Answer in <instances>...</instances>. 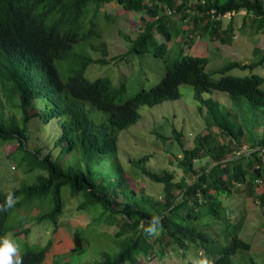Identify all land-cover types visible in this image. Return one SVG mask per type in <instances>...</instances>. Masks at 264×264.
I'll return each instance as SVG.
<instances>
[{
    "label": "trees",
    "instance_id": "trees-1",
    "mask_svg": "<svg viewBox=\"0 0 264 264\" xmlns=\"http://www.w3.org/2000/svg\"><path fill=\"white\" fill-rule=\"evenodd\" d=\"M110 3L149 17L143 31L131 40L129 52L142 56L154 47L155 56L164 59L161 81L134 95H129L124 81L115 83L107 75L87 76L92 65L108 63L102 18H109L103 8ZM242 11L244 18H251L253 31L264 32V0H0V142L17 143L27 173L43 172L19 188L0 189V237H17L16 231L27 223L13 228L10 218L17 213L28 221L35 209L34 220L46 222L56 232L70 195L81 197L80 208L95 214L86 234L92 229L102 237L96 249L100 258L83 259L87 249H81L85 244L80 237L84 233L77 231L75 249L64 255L68 262L62 257L57 264H139L142 257L152 256L154 247L159 258L176 249L206 255L198 264H258L251 255V243L241 236L245 218L234 220L224 199L246 194L264 209V130L260 134L247 130L256 125L241 122L230 111L222 112L224 106L203 94L227 93L232 101L245 103L234 109L259 111L257 116L264 120V77L253 73L264 65V50H255L253 63L228 62L216 79L206 72L207 56L174 58L167 45L185 31L183 25H169L173 17L186 23L188 31L193 27L199 36L222 37L225 42L224 35L234 30L233 15ZM228 15L230 23L225 27ZM234 69L250 74L229 75ZM182 84L190 85L207 108L208 132L197 135L194 148L184 149L177 166L187 176L180 182L174 181L171 171L162 175L148 171L145 157L132 161L163 185L160 200L138 195L130 182L133 177L118 159L120 132L140 120L142 106L180 99ZM42 125L55 130V136L49 137L54 139L52 150L46 154L44 148L28 146ZM257 125L264 127V123ZM175 135L182 144L181 134ZM224 137L228 144L221 141ZM204 158L208 162L196 168L194 161ZM10 192L14 203L8 208ZM157 214L160 230L146 235L144 229ZM104 225L119 230L105 236L101 232ZM15 243L20 245L17 255L22 264H45L52 248L51 240L42 247Z\"/></svg>",
    "mask_w": 264,
    "mask_h": 264
},
{
    "label": "rangeland",
    "instance_id": "rangeland-1",
    "mask_svg": "<svg viewBox=\"0 0 264 264\" xmlns=\"http://www.w3.org/2000/svg\"><path fill=\"white\" fill-rule=\"evenodd\" d=\"M103 13L109 18H102L103 40L108 48L106 59L108 63L92 65L87 76L91 79L100 76H109L114 79L115 83L124 81L128 87L129 95L136 94L142 88H151L158 84L164 75V59L155 56L154 47L142 56L131 54V40L136 39L145 27V22L149 19L148 15L142 17L135 12H129L116 3L107 4L103 8ZM245 11L233 15V33L224 35L225 42L222 37L211 40L209 37L199 36L193 33V27L190 31L189 26L173 17L170 26L183 25L184 34L173 40L167 45L172 54L171 57L177 58L181 55H202L207 56L210 60L206 72L214 77L219 78L221 74L218 70L230 61H238L244 64L253 63L255 60V50H264V32H255L250 28L251 18H244ZM244 22L247 28L242 30ZM230 23L229 15L225 18V27ZM252 31V33H251ZM193 40V41H192ZM181 52V53H180ZM183 52V53H182ZM95 58L101 57V54H94ZM250 71H240L234 69L228 74L232 76L249 75ZM253 73H257L264 77V65L258 66ZM181 98L174 101H165L154 105H144L140 108L141 118L130 128L120 132L118 139V159L124 169L133 179L130 180L134 190L138 195L145 194L157 199H162L163 185L154 182L142 172L140 164L137 161L142 157L148 159L146 168L152 173L162 175L166 171H171L175 175L174 181L180 182L186 178L182 168L177 166L184 156V149L190 150L195 146L197 135L206 134L208 132L207 108L202 105L201 100L196 98L194 89L188 84L180 86ZM205 99H212L220 106H224L221 111H230L232 114L239 115L240 121L248 124H254L251 127L255 133H261L264 130L262 117H258L261 112L250 109H234L235 106H245V103L232 101L227 93L213 91L204 93ZM200 106H203L202 111ZM236 120V119H233ZM41 129L32 139L29 140V148H44L43 154L52 150V142L54 139L49 137L55 136V130L51 125H47V129ZM175 132L181 134L180 140L176 139ZM263 137L257 138L261 139ZM256 139V137L252 138ZM221 141L227 143V139L221 138ZM228 144V143H227ZM17 143L0 142V189L2 191H10L19 188L27 183H31L36 175L42 174L40 170H36L34 174L27 173L26 161H22V151L17 150ZM229 147L233 148V144ZM238 150V149H235ZM24 154V153H23ZM56 154V152H55ZM208 158L196 160L194 164L196 168L204 166L208 162ZM189 183L192 182L191 177H187ZM262 187H258L261 191ZM227 207L232 211L233 219L238 216L245 218V226L241 234L247 242L252 245L251 255L254 256L258 264H264V209L252 197L246 194H240L236 197L224 199ZM81 197H72L67 195L65 214L60 219L61 227L54 230L51 225L46 222L38 224L33 216L38 213L35 209L31 213V219L27 221L22 214L14 213L10 218L9 224L15 228L20 226V222L27 223L26 226H20L17 237L10 235L14 241H23L30 245L36 244L45 246L49 240L52 241V248L49 251L45 264H57L62 258L68 262L67 255L75 249V233L77 231L84 233L80 240L83 244L82 250H86L83 259L93 260L99 259L96 249L99 240L102 238L94 230L90 229L95 214L89 210L80 208ZM28 230L26 234L22 229ZM21 230V231H20ZM119 230L118 226L104 225L101 232L108 236H114ZM92 236L96 239L95 243ZM91 243L88 245L86 241ZM152 242V240H149ZM85 242V243H84ZM102 244L106 242L101 240ZM20 247V245H18ZM197 253V254H196ZM183 251L176 249L167 250L165 258L156 256L157 248L154 247L152 256H146L140 259L139 264H198L202 258L206 259V255L198 252Z\"/></svg>",
    "mask_w": 264,
    "mask_h": 264
},
{
    "label": "clouds",
    "instance_id": "clouds-1",
    "mask_svg": "<svg viewBox=\"0 0 264 264\" xmlns=\"http://www.w3.org/2000/svg\"><path fill=\"white\" fill-rule=\"evenodd\" d=\"M14 198L10 192L6 198L5 207H12ZM161 227L160 215H153L147 228L144 229L146 235H154L158 233ZM18 246L14 239L10 235L6 234L0 237V264H22V257L17 255ZM200 264H205L204 261H200Z\"/></svg>",
    "mask_w": 264,
    "mask_h": 264
}]
</instances>
